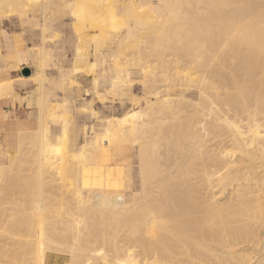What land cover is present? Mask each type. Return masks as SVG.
<instances>
[{"label": "bare ground", "instance_id": "obj_1", "mask_svg": "<svg viewBox=\"0 0 264 264\" xmlns=\"http://www.w3.org/2000/svg\"><path fill=\"white\" fill-rule=\"evenodd\" d=\"M75 1L81 44L72 72L93 68L89 47L132 23L153 31L133 42L129 29L113 94L136 76L143 97L135 100L167 88L174 74L163 56L179 52L198 74V91L179 96L191 105L185 112L173 110L178 99L156 94L108 120L91 151L76 134L68 139L66 114L49 115L38 87L30 101L39 123L30 124L31 140L16 150L18 139L7 136L6 154L21 156L4 182L0 169L1 185L19 182L31 196L13 224L27 234L25 254L34 252L33 264L60 257L61 264H264V0H126L123 15L117 1ZM27 7L0 0L2 15L24 16ZM21 44L6 36L7 48ZM36 66L42 85V55ZM10 85L0 81V96ZM53 124L62 125L54 138ZM127 148L135 155L118 178L107 177L100 188L81 185L82 164L110 163Z\"/></svg>", "mask_w": 264, "mask_h": 264}, {"label": "rangeland", "instance_id": "obj_2", "mask_svg": "<svg viewBox=\"0 0 264 264\" xmlns=\"http://www.w3.org/2000/svg\"><path fill=\"white\" fill-rule=\"evenodd\" d=\"M19 1L24 5H28L27 13L24 16H19V13H13L11 17L0 14V80L11 76L19 77L14 79L15 82L12 93L15 92L13 98L22 100L20 101L21 106L19 105L17 107L19 112H22L21 115H24L26 111L34 112V105L32 102H34L33 100L41 93L38 89H43L45 94L44 101L49 105V115L53 114L57 117H61L62 114H66V118L71 124V138L76 134L82 142H86V139H90L91 141L92 139L94 140L96 133L103 131L102 129L108 119L124 117L134 108V103L136 102L135 98L131 99L128 96H123L122 101L118 98L115 99L111 94H108L110 91L106 90L104 84L98 87L103 95L98 92L99 90L96 91L94 87V77L92 75L95 74L96 61L100 62V56H104L102 62H105L106 68H116L119 72V69L124 67L120 56L121 42H124L127 38L129 29H131L133 33L130 39L133 42H137L143 32H151L153 28L146 27L144 30H141L130 23L118 29L110 30V33L104 38V43L102 45L95 47L94 50L92 46L88 49L90 58L95 62L94 67L90 68L86 66L83 69L86 73L73 74V72H69L67 69L73 65L75 44L79 35V31L77 30L78 25L74 16L71 15L76 6V1ZM113 1H117L118 3L116 13L118 15H123L124 2H126V0ZM49 25H52V27L53 25L56 26L54 29H56L55 31L58 35V37L54 39L48 38L50 45L48 43L46 44V35H52L54 30L52 31ZM92 29L90 32L94 33L97 31L96 27ZM5 35L23 39L24 44H21L19 48L14 51L7 52L6 48H4ZM41 38L43 40L45 39L43 46L41 44ZM40 47L42 50L39 56L42 55L43 57V86L39 85L40 81L36 80L37 77H32V73L29 75L30 77L22 74V69L24 67H29L33 71V68L36 66L34 56L38 54ZM185 50L186 49H184V51ZM24 52L29 55L28 60L23 63L21 68L12 67L13 59L17 55H23ZM185 54L186 52H179L177 54L163 56L166 57L165 59L169 60V69L171 73L174 74V77L171 83L169 82L167 88L163 87L152 92L146 99L144 98L139 105L144 102L147 103V101H150L151 98L153 99V97L157 95H161L162 97L172 96L178 99V101H176L178 103L174 105L177 108L173 110L185 112L186 109H191V105L180 100L179 96H183L184 93H186L185 91H198L196 85H198L199 77L190 67L191 65H188ZM157 64V61L153 63V65ZM64 70L67 71L64 72ZM209 81L211 82L213 79ZM133 82L131 93L133 96H138V98L140 96L143 97L140 78L134 77ZM71 83L74 84L72 85ZM5 94L6 93L2 96ZM21 95H23V97ZM2 96H0V98ZM24 102H26L25 105ZM24 127L26 128L19 129L10 136L8 135L10 138L18 139L13 141V149L15 148V150L21 143L31 140L30 124ZM61 127L62 125L53 124L51 126L50 136L54 138L60 135ZM28 147H30V144ZM9 153H7V157L10 156L8 155ZM20 156L21 154L16 152L12 159L9 157L5 163L0 165L2 166L0 169L2 168L1 170L5 171L4 173L2 172L4 175L1 174L3 176L1 177L3 179L0 178L1 181L3 180L4 182L8 178L7 174L9 175V172L14 171ZM124 159L125 156L117 157L115 165L120 164ZM115 165H112L110 169L115 167ZM1 183L2 182H0V250L5 253V256L1 254L3 260L0 261V264H33L34 252H27V254H25L24 251L26 249L24 244L28 239L27 234L24 232V227L23 230H16L13 228V224L19 220L24 212L22 210L23 205L29 204L31 198L30 193L25 192L23 190L24 186L22 188L19 182L17 185H10V187L7 185L4 186L3 184L1 185ZM56 183H60V181H56ZM17 189L24 191V193L14 192ZM65 189H68L69 195L73 196L72 194H74L75 190L72 186H66ZM27 199L29 201H27ZM21 219L25 218L22 216Z\"/></svg>", "mask_w": 264, "mask_h": 264}, {"label": "crops", "instance_id": "obj_3", "mask_svg": "<svg viewBox=\"0 0 264 264\" xmlns=\"http://www.w3.org/2000/svg\"><path fill=\"white\" fill-rule=\"evenodd\" d=\"M8 17H11V15H8ZM49 27L52 31L54 30V33L52 35H50V36L46 35V44L48 43L50 45L48 38L54 39L55 37H58V35L55 31L56 29H54L56 27L55 25H53V27H52V25H49ZM49 27H48V29H49ZM6 36L7 35H5V37H4L5 38L4 48H6L7 52L14 51V49H12V48H10V49H9V47L7 48ZM21 40H22V45H23L24 41H23V39H21ZM42 43H43V39L41 38V44ZM80 44H81V35L79 33L78 38H77V42L75 44L73 65L69 69H67L69 72H72L73 69L77 65V56H78ZM42 46H43V44H42ZM91 46L93 47V50L96 47L95 44H92ZM38 55H39V53L36 56H34L35 65L37 63ZM23 56H26L27 58H29V55L26 54V52H24L23 55H17V58L20 62L19 68H21L23 63L28 60V59H23ZM103 57L104 56H100V58H101L100 62L96 61L97 65L95 68V74H92L94 77V87H95L96 91L99 90L98 92L101 93V91L98 87L102 86L104 84L106 86V90L110 91V93H108V94H111L115 99L118 98L120 101H122L123 96H128L129 98L134 99L135 95L133 96V94L131 93L132 85L128 86L126 89H125V87H122L120 89L119 94H117V95L113 94L111 88L113 85L114 78L119 72L116 70V68H109V69L106 68L105 62H102ZM89 59H90V62H94L92 60V58H89ZM14 63L15 62L12 61V67H14ZM36 67L37 66H35L33 68L32 77H35L34 70ZM67 70H64V72H66ZM79 73H86V72L82 69ZM73 74H74V72H73ZM88 74H91V73H88ZM29 77H27V78H29ZM17 78H19V77L11 76V77H8L6 79H1V80H5L8 83L11 82V85H10L9 91L4 96H2L0 98V164L4 163L7 159V154H6V150H5V143H6L7 136L8 135L10 136L13 132H17L19 129L26 128V127H24L25 125H29V124L34 125V124L39 123V110H38L37 106L34 105V112L33 113L30 111H26V113L24 115H21L22 112L20 113L18 108H17L19 105L21 106L20 101H22V100L13 98V94L15 93V92L12 93V90L14 88V82H15L14 79H17ZM17 93H19V92H17ZM9 94H10V96H9ZM21 96L23 97V95H21ZM135 101L136 102L134 103L135 104L134 108L131 111H129L125 116H127L129 113H131L135 109L136 105L139 104L142 100L141 101L135 100ZM25 103L26 102H24V105H25ZM111 119H119V118H110L108 120H111ZM70 129H71V124L67 120L68 139L71 138ZM98 134L99 133H96V137L94 140L92 139V141H91L90 139H86L87 141L84 142L86 144L87 148L91 149V151H93L97 145ZM133 149L134 148H127V150L117 149L116 150V157L112 160V162L107 163V164H98L97 166H93L89 163L82 164L81 173H80L81 185L83 187H86V188H100L102 186L103 181L107 177L114 176V177L118 178L119 175H121V174H118L119 168H125V167L129 166L131 158L134 156V150ZM119 156H125V159L120 164L115 165L116 164L115 161H116L117 157H119ZM112 165H115V167L110 169V167ZM14 192L22 193L23 191L17 189ZM60 258L61 259L57 260L56 263H52V264H61L63 261V258L62 257H60ZM60 260H62V261H60Z\"/></svg>", "mask_w": 264, "mask_h": 264}, {"label": "water", "instance_id": "obj_4", "mask_svg": "<svg viewBox=\"0 0 264 264\" xmlns=\"http://www.w3.org/2000/svg\"><path fill=\"white\" fill-rule=\"evenodd\" d=\"M31 73H32V70H31L29 67H24V68L22 69V74H23L24 76H29Z\"/></svg>", "mask_w": 264, "mask_h": 264}]
</instances>
